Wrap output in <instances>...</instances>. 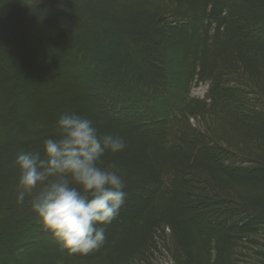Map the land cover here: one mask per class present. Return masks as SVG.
Here are the masks:
<instances>
[{
	"label": "trees",
	"instance_id": "obj_1",
	"mask_svg": "<svg viewBox=\"0 0 264 264\" xmlns=\"http://www.w3.org/2000/svg\"><path fill=\"white\" fill-rule=\"evenodd\" d=\"M64 114L126 143L88 255L16 202L17 154L43 157ZM161 258L264 264V0H0V264Z\"/></svg>",
	"mask_w": 264,
	"mask_h": 264
},
{
	"label": "clouds",
	"instance_id": "obj_2",
	"mask_svg": "<svg viewBox=\"0 0 264 264\" xmlns=\"http://www.w3.org/2000/svg\"><path fill=\"white\" fill-rule=\"evenodd\" d=\"M58 138L44 140V156L20 152L16 202L28 200L44 228L70 253L88 255L106 241L104 227L126 199L125 180L115 163L101 166L106 151L126 148L122 137L101 133L86 116L64 114Z\"/></svg>",
	"mask_w": 264,
	"mask_h": 264
},
{
	"label": "rangeland",
	"instance_id": "obj_3",
	"mask_svg": "<svg viewBox=\"0 0 264 264\" xmlns=\"http://www.w3.org/2000/svg\"><path fill=\"white\" fill-rule=\"evenodd\" d=\"M205 90H206V86L205 87H199V88H195L192 92H193V96H197L202 98L205 95ZM155 264H168L166 259H158V261ZM170 264V263H169Z\"/></svg>",
	"mask_w": 264,
	"mask_h": 264
}]
</instances>
